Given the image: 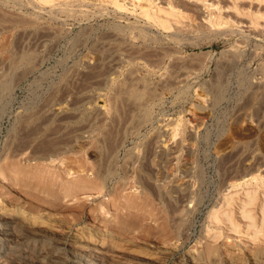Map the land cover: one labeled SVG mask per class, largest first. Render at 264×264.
<instances>
[{
	"label": "rangeland",
	"instance_id": "obj_1",
	"mask_svg": "<svg viewBox=\"0 0 264 264\" xmlns=\"http://www.w3.org/2000/svg\"><path fill=\"white\" fill-rule=\"evenodd\" d=\"M118 1L0 0V214L62 247L32 264H84L70 241L103 234L164 264L205 243L250 264L264 189L221 195L264 179V2L148 0L182 11L162 30Z\"/></svg>",
	"mask_w": 264,
	"mask_h": 264
},
{
	"label": "bare ground",
	"instance_id": "obj_2",
	"mask_svg": "<svg viewBox=\"0 0 264 264\" xmlns=\"http://www.w3.org/2000/svg\"><path fill=\"white\" fill-rule=\"evenodd\" d=\"M37 1L39 3H47L52 0ZM104 1L112 4L118 10H127L126 6H124V3H120L118 0ZM136 1L138 2L135 3L131 0V2H133L132 7H138L140 16L144 17L145 20L150 21L149 25H154V27L159 29H170L172 28L173 24L180 23V20L183 18L182 11L179 10L178 5L173 4L170 1L167 2V7L165 8L163 6L155 4L153 5L152 2H149L148 0H145V3L143 4L139 2V0ZM197 1L204 3L205 8L209 7V4H206L207 0ZM257 1L264 2V0ZM207 20L212 25L225 23L216 17L211 18L210 14H208ZM7 86V82L1 83L0 91ZM219 97L220 91L218 90L214 95L215 101ZM180 122L181 118H178L177 123L173 128V136L176 134L175 132L177 131V127L180 125ZM249 180L256 181L253 184L251 183L254 186L253 188L248 186L244 187L250 184L245 180L242 182L238 181V183H230L228 188H239L226 194H222L221 203L227 205L231 200L234 199L233 196L238 197L240 194H242L244 200H249L251 198L252 191H256V189L262 187L264 189V179H260L262 181L258 182L259 178L257 176H251ZM62 189L67 190L68 186H63ZM50 194L53 195V197L56 196V192L51 191ZM180 212L181 211H179V213ZM219 219L220 212L214 209L210 210L207 213V226L217 223ZM117 223L126 226L130 225L129 222L123 219H119ZM104 235L105 234L100 236L99 242H96L94 238L90 241H88V239H84L82 240L83 242H79L77 238H73V240L70 241L69 248L72 247V251H75L77 258L80 259V261L84 264H164L163 260L147 257L148 255L142 256L141 254H135L128 247H117V245L112 243ZM47 237H50V235H48L43 229L36 226H31L29 222L28 224H25L23 217L19 219L8 214H0V241L3 239L4 241L10 242V252L12 253V257L0 260V264H17V259H20L19 264H29L33 261H38L41 256H45L43 255L44 250L52 249V247L54 248L52 251H48L50 254L48 256L50 261H54L53 258L59 256V249H62V247L51 242ZM31 243H37L35 254L33 256L28 255L29 257L24 258V253L28 251L29 244ZM194 250L195 252L190 254L189 257H184L183 255L180 259L174 260L171 264H247L246 261H241L242 259L239 260L237 258L234 259L230 257L224 260L220 250L208 243H205ZM250 264H264V251L254 252L252 256V262Z\"/></svg>",
	"mask_w": 264,
	"mask_h": 264
}]
</instances>
